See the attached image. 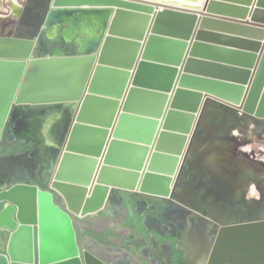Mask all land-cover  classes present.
<instances>
[{
	"label": "water",
	"instance_id": "obj_1",
	"mask_svg": "<svg viewBox=\"0 0 264 264\" xmlns=\"http://www.w3.org/2000/svg\"><path fill=\"white\" fill-rule=\"evenodd\" d=\"M19 1L31 21L28 3L33 0ZM41 1L45 0H35L38 11L31 24L17 19L18 34L11 38L8 27L10 30L4 32L6 43L20 37L24 30L38 44L46 30L42 24H35L40 11L89 7L104 9L108 14L97 45L82 53L54 54L53 48L37 55L35 44L21 58L0 56V65L13 69L0 67V146L15 107H64L70 112L62 140L57 141L59 150L53 156L52 169L46 179L42 178L44 182L37 176L39 182L35 184L10 179L0 186V264L142 262L147 252L145 238L139 243L134 241L129 247L132 255L124 259L119 253L100 255L89 245H80L75 220L113 216L125 205L132 214L146 208L169 213L172 204L177 203L174 199L187 200L186 195L181 196V176L192 162L190 157L209 105L217 113L219 107H224L243 116L264 119V44H253L254 48L249 49L245 43L225 40L231 47L251 52L259 49V58L252 57V72V65H238L231 58L248 54L232 50L227 59L234 63L226 61L227 66L198 60L200 45L194 46L193 41L201 28L214 23L204 20L207 18L264 26L213 15L208 11L211 0H205L200 9L169 6L159 0H47L50 7L40 6ZM183 1L200 4L196 0ZM217 24L212 27L219 32ZM30 25L37 34L23 29ZM191 52L198 57L189 60ZM54 72L63 75L60 84L51 83ZM208 78L244 85L251 79L253 82L241 93ZM27 84L31 90L24 92ZM28 91L32 94L26 95ZM204 92L226 95L225 100L243 108L216 105L206 96L195 122L194 113ZM231 94L236 96L231 98ZM151 170L159 175H148ZM155 181L161 182L163 196L144 191L146 184L153 188ZM184 204L189 206L190 202ZM192 217L196 223L202 220L197 212ZM207 221L208 225L203 224L200 230L202 235L198 233L191 240L195 264H264V216L226 224ZM155 241L152 237L148 246L156 248ZM113 246L118 249L115 242Z\"/></svg>",
	"mask_w": 264,
	"mask_h": 264
},
{
	"label": "rangeland",
	"instance_id": "obj_2",
	"mask_svg": "<svg viewBox=\"0 0 264 264\" xmlns=\"http://www.w3.org/2000/svg\"><path fill=\"white\" fill-rule=\"evenodd\" d=\"M196 1L200 3L199 6L202 7V4L205 0ZM28 5L31 8L30 13H28V18L33 21L35 20V12L38 11V8L35 7V0H33L31 3H28ZM40 6H44L42 1L40 2ZM2 7L5 10H9L10 4L4 0ZM208 11L213 15L225 16L226 18L232 20H242L252 23L255 22V24L264 26V0H211ZM3 15L5 16V19L0 23V35H4V32H6L8 27H10L12 32H10L9 37H14V35L18 34L17 28L20 24V21L11 16L10 13H4ZM244 16L245 19L243 18ZM216 18L205 19L206 21L212 20L214 23L207 24L204 26V28H201L202 34L200 36V47L197 48L200 59H197L202 60V62H212L213 64H216L215 62H219L218 64H223L222 66H227V62L232 63L233 61L239 63L238 65H253L250 63L255 61V58L253 59L252 57L257 56L255 50L252 55L250 54L251 51L247 49H241L240 46L231 47L229 46L230 43L228 42L221 41L226 45L218 44L217 34L219 33L218 39L221 38L220 40L235 41L241 44L245 43L249 46V49H252L254 48L253 44H264V28L258 29V31L263 33H256L257 31L255 26L244 25L241 23L225 21ZM216 24L217 27L222 28V30L219 32L217 29L212 27H216ZM23 29L37 34V30L32 28V25ZM209 31L210 34H207ZM222 35H225L226 38H224ZM42 38L43 36L41 35L38 41V48L35 51L37 55H41L43 51L42 45H44V47H48L46 44L48 41H44L43 43ZM1 45L2 46L0 47L5 48L9 47L10 45L12 46V43H2ZM66 46V48L69 50L74 49L72 44ZM218 46H221V48ZM231 50L243 53L245 55L248 54V56H231L233 61L229 60L227 58H230V55L227 53L232 52ZM211 51H216L218 54H220L221 57L217 56V58L219 57L218 59L222 61L216 60L217 58H207V53ZM257 52H259V49H257ZM28 53H25L24 55ZM253 71L254 68L252 72ZM208 80L214 82H224L220 81L219 79L208 78ZM252 82L253 79H251L250 84L247 85L230 82L224 83L227 84L228 88H235V90H239L242 93V90L250 88ZM218 92L219 91H216V93ZM214 94V92L208 93L203 99L205 100L206 96H208L207 99L212 100L211 102L216 105H226L231 108H235L236 110H242V105L236 104L231 100H225L226 95H222L221 97V95L219 96ZM235 96L236 95L231 94V98H234ZM202 106H200L198 109L196 119L202 110ZM52 111L53 109H48L45 111V113H50ZM254 113L255 112H253V114ZM208 119H211L213 124L208 126L204 132L200 130V132H202L198 134L194 151L196 153V157L200 156L202 153L205 155L209 153L207 151H210V155L207 158L211 157L215 158V160L213 163L209 164V171L206 173H203L201 168H193V165L196 164L195 161L197 160L193 161V163L190 162L187 164L181 176L180 186L182 187V195H180H186L188 192L186 186L190 184V181L194 180L196 183L194 187L197 191L202 190L208 192L209 194L207 195L208 197L212 198L214 201L213 203L217 205L222 203L224 205V209L227 212V223L239 222L243 221L244 219H253L255 217H251V211H254V208L256 209L257 207L260 208L259 206H263L264 208V119L243 116L239 112H234L224 107H219L217 113V109H213L210 105L206 111L204 120ZM56 121H59V118H56ZM12 129L13 123L10 122L6 127L3 140L6 142V144L9 141H14L16 138L13 135ZM193 130L189 135L190 138ZM204 155L202 157L200 156L199 160L204 158ZM3 160L0 159V173L9 174V171L11 172L14 168H18L22 174V178L25 174H31L33 173V170H37V164L33 156L28 158L26 162L17 157ZM204 160H206V158L202 159L201 163L198 162V165L205 164ZM213 173H215L218 178H213ZM16 178L19 179L20 177ZM180 195H177L176 197L179 198ZM174 200L177 202L175 204L180 205L182 203L181 205L185 206L183 201L180 202L176 199ZM235 207L238 208V210L235 212L241 214V217H234V210H232V208ZM246 213L248 215H246ZM262 216H264V214ZM217 223L219 222L217 221Z\"/></svg>",
	"mask_w": 264,
	"mask_h": 264
},
{
	"label": "flooded vegetation",
	"instance_id": "obj_3",
	"mask_svg": "<svg viewBox=\"0 0 264 264\" xmlns=\"http://www.w3.org/2000/svg\"><path fill=\"white\" fill-rule=\"evenodd\" d=\"M24 1V0H23ZM46 1H42V4H46ZM171 1H177V0H171ZM194 1V0H193ZM4 0H0V21L5 19V16L3 15L4 13H10L11 16H13L15 19H23V21L26 24H31L32 22L29 21L25 15L26 13V8L22 5V3L19 0H9L10 3V8L9 10H5L2 5H3ZM188 5H197L195 2H184ZM67 9H56L55 12L52 13H45L43 11H40L37 16V20L35 22L36 25H41L45 26L46 30L42 33L43 36V43L44 41H48L46 43L48 47H43V51L41 55H44L45 53L49 52L51 49L52 52H57L63 53L61 48L64 50H67V48L64 46L66 45H72L73 52H76L78 50L79 45L81 43H86L88 39L96 36L98 37L100 35V27L102 26V20H104L105 16L101 13L103 11L99 10H84V9H78L77 12L74 9H71L70 7H65ZM89 8V7H88ZM75 11V12H74ZM75 13V14H73ZM39 14H41L40 22H39ZM73 14V15H72ZM62 21H59V20ZM205 20V19H204ZM56 23L53 24L52 29L50 27H46L49 23ZM262 26V25H261ZM256 27V26H255ZM262 29V27H256V33H263L258 31V29ZM9 29V28H8ZM10 30V29H9ZM206 32V31H204ZM198 34H202L201 29L198 31ZM197 37L194 42V46L200 44V38ZM46 37V38H45ZM195 35L193 36V38ZM7 37L2 36L0 37V46H2V43H6ZM20 40V42H18ZM22 41V42H21ZM28 45H26V42ZM12 43V46L10 45L9 47H5L2 49L0 52V56H7L8 58H21L24 56L25 53H28L31 48L35 47L36 41L35 38L27 31H24L21 33L20 37L12 39L10 42ZM50 44V46H49ZM192 44V41H191ZM5 45V44H3ZM193 46V47H194ZM38 47V44L36 45ZM191 49V47H190ZM193 51V48H192ZM255 52V51H254ZM251 52V53H254ZM257 54L259 52L256 51ZM198 55L196 52H191L190 54V59L193 60L192 58H197ZM258 58V57H257ZM255 61H253V65L251 66V71L253 70ZM185 75V73H183ZM208 94V92L202 93L201 96L203 98L205 95ZM200 99L199 105L202 106L204 103V99ZM198 106V108H200ZM203 107V106H202ZM64 107L60 108H55L53 109L52 113H45L46 110L42 112V114H39V116L43 117H49L51 114L58 112L60 109H63ZM68 112V111H67ZM70 114V112H68ZM198 111L194 113L195 117L197 116ZM196 119V118H195ZM15 120H11L10 122L13 123V135L14 141H9L7 144L5 141L2 142L0 146V159H8V158H13L17 157L22 159L24 162L28 160L31 156L34 157L36 164H37V170H33V173H27L25 174L22 178V174L20 170L13 169L11 172L9 171V174L6 173H0V181L4 180L6 183L12 179V180H17L20 177L19 180H26L31 184H35L39 182L37 180V176H39L42 164L41 161L37 157V150L39 149L41 145V141L45 140L47 142H50L51 144L54 145V147H50L51 149H54L56 152L59 150L58 146L59 143L57 141H61L58 138H62L64 135L63 129L61 128H52L48 132V136L46 135V132L39 131V134L31 135L30 138L24 139L20 136L17 135L15 132ZM219 123V122H218ZM213 124L211 119L208 120H203V125L201 130L204 132L208 126ZM194 126V125H193ZM194 128V127H193ZM191 129V131L193 130ZM61 129V130H60ZM57 131V139L54 138L53 132ZM190 131V133H191ZM201 131V132H202ZM45 135H42L40 133H43ZM200 132V133H201ZM190 133L188 134L189 138L184 146V149L181 151L182 155L180 160H182V156L184 155L186 148L190 142ZM169 139V138H168ZM31 140L29 143L26 144L27 141ZM199 145V141H198ZM177 146V145H176ZM19 147V148H18ZM25 147V148H23ZM18 148V149H17ZM208 152V151H207ZM204 153H202L200 156L202 157ZM210 154L207 153L204 155V160L205 164H200L198 165V162H202L201 158L199 160V157H196L195 151L192 153L190 159L193 163V161L196 162V164L193 165V168H201L203 173H206L209 171V164L213 163L215 158H207ZM54 160V159H53ZM4 161V160H3ZM180 165V164H179ZM179 167V166H178ZM177 167V169H178ZM30 172V171H29ZM48 172L45 173L42 176L44 179L48 177ZM151 174H157L159 173H154L151 171H148V175ZM176 173L172 176V184L173 181L176 179ZM42 179L41 177H39ZM200 178V177H199ZM44 179L42 181L44 182ZM156 183L153 184L152 186L149 187V184L145 185V192L150 193V194H156V195H164L165 191L161 187V182L155 181ZM195 181L192 180L190 181V184L187 187L188 192L186 193L187 200L183 198V202L187 203L188 201L190 202L189 206H183V205H177V204H172V208L169 209V213L165 212H158L156 213L154 209H143L142 211H135L133 214L129 211L128 205H125V207L121 208L119 212H115L113 216H108V215H100L99 217L95 218L93 222H91L84 231L87 234L93 233L94 238L89 237L92 242L89 244V247L92 251H95L96 253L100 254L104 253H119L122 258L128 257V255H132L133 252L129 250V247H127L128 241H122L118 243V237L119 233L118 232H126V235L131 237V241H138L141 238L146 239V257L144 260L141 261H133L134 264H195L194 263V255H193V248H192V239L194 240L196 235L198 233L202 235L200 230H202V225H208V219H211L213 221H218V224H226L227 223V212L224 209V205L222 203L220 204H214L211 202V197H204V196H198L196 195L197 190L195 189ZM3 185V182H2ZM162 189V191L160 190ZM167 197V196H166ZM185 197V195H184ZM143 207V205H140ZM260 208H254V211H251L252 216L251 217H256L257 215L262 216L264 214V208L263 206H259ZM2 209V208H1ZM138 214V217L135 216V213ZM193 212H197L199 216L202 217V220L197 222L198 224H201V226H197V223L193 219L192 215ZM234 217H241L238 212H233ZM159 214V215H158ZM205 215V216H203ZM244 215V214H242ZM246 215H248L246 213ZM130 217V218H129ZM232 221V220H231ZM230 221V222H231ZM190 223V224H189ZM201 227V228H200ZM118 235V236H115ZM155 238L158 242L160 240H163V243L167 245V248L165 247L164 250H161V252L157 249V244L160 245L157 241H155L156 248H150L148 245V241L151 238ZM116 240V241H114ZM199 241H201V244L204 243V237H200ZM80 245H82L81 238L79 239ZM112 242V243H111ZM114 242L118 246V249H114ZM126 246V247H125ZM161 246V245H160ZM128 248V249H127Z\"/></svg>",
	"mask_w": 264,
	"mask_h": 264
},
{
	"label": "bare ground",
	"instance_id": "obj_4",
	"mask_svg": "<svg viewBox=\"0 0 264 264\" xmlns=\"http://www.w3.org/2000/svg\"><path fill=\"white\" fill-rule=\"evenodd\" d=\"M159 1L164 2V3L168 4L169 6H179V7H183V8H189V9H197V8L200 9V8H202L199 5H198V7H197V5H188V4L184 3L185 1H183V0H177V1L159 0ZM47 4H48V1H46L45 6H49V7L51 6V4L50 5L49 4L47 5ZM57 8L59 10L60 9H67L65 7H60V8L57 7ZM71 9H74V8H71ZM82 9H84V10L95 9V10L103 11V13H101V14H103L105 16V18H104V20H102V26L99 29L100 34H101V31L104 28V23L107 19L108 12L105 11L104 9H100V8L83 7ZM74 10L77 12L78 9H74ZM73 14H75V13H73ZM40 18H41V14H39V22H40ZM59 21H62V20L60 19ZM53 24H56V23H53V22L49 23L48 25H46V27H50V29H52ZM100 37H101L100 35L98 37L94 36V37L88 39L86 43H84V44L81 43L82 46L79 45L78 50L76 52L82 53L83 51H87L90 48H94L95 45H97ZM18 42H20V40ZM25 43H26V45H28L27 41ZM2 49H3V47H0V52L2 51ZM53 53L57 54V52H54V51H53ZM59 54H63V53H59ZM0 67L8 68L7 71L13 70V69H11V66L0 65ZM60 74H61V72L52 73V76H50L51 83L60 84L61 83L60 77L63 76ZM13 76H15V75H13ZM0 82L2 83L3 81L0 79ZM30 86L31 85L27 84L26 88L24 89V92L27 89L31 90ZM30 94H32V91L26 92V95H30ZM0 96H1V93H0ZM25 96H23V97H25ZM57 108H60V107H57ZM44 110H46L45 107H38V109L29 108L26 106L15 107L14 110L11 111L12 115L10 117V121L15 120L14 121L15 122V132L17 133V135L24 138V139H28L31 137V135L36 136L35 134H37V133L39 134V131H42V130L44 132H46V135L44 134V132L40 133V134L48 136V132L52 128L65 129V127H66L65 122L69 116L66 108L60 109L58 112L51 114V116H49V117L39 116V114H42V112ZM56 118H59V121H56ZM63 134H64V132H63ZM58 139L61 140V138H58ZM50 147H54V145L51 144L50 142L42 140L41 145H40L39 149L37 150V154H38L37 157L41 161V164H42V168H41V171L39 174V177H41V178L43 175H44V177H46L45 173H47V171H50L52 169V165L54 163L53 156H54V154H56V151L54 149H51ZM4 180H2L3 185L6 183ZM2 182L0 181V186H2ZM157 249L161 252L162 246L157 244Z\"/></svg>",
	"mask_w": 264,
	"mask_h": 264
},
{
	"label": "crops",
	"instance_id": "obj_5",
	"mask_svg": "<svg viewBox=\"0 0 264 264\" xmlns=\"http://www.w3.org/2000/svg\"><path fill=\"white\" fill-rule=\"evenodd\" d=\"M244 19H245V16L243 17ZM255 23V22H254ZM220 30H222V28H220ZM207 34H210V31L207 33ZM215 34H216V32H215ZM218 36H219V33L217 34V41H218V44H224V43H222L223 41L224 42H227V41H225V40H220V39H218ZM220 36H221V34H220ZM224 38H226L225 37V35H222ZM222 41V42H221ZM224 45H226V44H224ZM230 45V44H229ZM237 46V45H236ZM218 47H220L221 48V46H218ZM223 48V47H222ZM208 54V56H207V58L209 57V58H217V56H219V57H221L220 56V54H218L216 51L215 52H208L207 53ZM218 57V58H219ZM217 60V59H216ZM52 113V112H51ZM57 131H54L53 132V134H54V138L55 139H57V133H56ZM31 140H29V141H27L26 142V144L27 143H29ZM209 153H210V151H208ZM211 164V163H210ZM211 177V176H210ZM212 177L213 178H218V176L217 175H215V173H213L212 174ZM203 179H204V177H203ZM207 194H209L208 192H206V191H202V190H198L197 192H196V195H198V196H206V197H208V195ZM211 202H214L213 200H212V198H211V200H210ZM219 202H222V201H219ZM215 204V203H214ZM232 210H234V211H237L238 210V208H232ZM135 214V216L136 217H138V214H136V212L134 213ZM130 218V217H129ZM95 220V218H87V219H84V220H81V227H80V233H79V235H81V242H82V245L84 246H87V245H89V244H91V240L90 239H88V235L85 233V229L86 228H88V226H89V224L91 223V222H93ZM119 233V237H118V243H120V242H122V241H128V243H127V247H132V245H133V241H131V239H132V236L131 237H129V236H127L126 235V232H118ZM161 246H162V250H164L165 249V247L167 248V245L166 244H164L163 243V240H160L159 242H158Z\"/></svg>",
	"mask_w": 264,
	"mask_h": 264
},
{
	"label": "trees",
	"instance_id": "obj_6",
	"mask_svg": "<svg viewBox=\"0 0 264 264\" xmlns=\"http://www.w3.org/2000/svg\"><path fill=\"white\" fill-rule=\"evenodd\" d=\"M64 46L65 47H67L66 46V44H64ZM62 50V52H64V53H67V54H71V53H73V49H67V50H64V49H61ZM250 54H252L253 55V53H250ZM256 55V54H255ZM257 56H259V54H257ZM19 148V147H18ZM17 148V149H18ZM23 148H25V147H23ZM56 202L59 204L60 203V201L58 200V199H56ZM1 208H2V205L0 204V210H1ZM80 227H81V221L80 220H75V228H76V231H77V235H78V241H79V239L81 238V235H79V233H80ZM87 235L89 236V237H95L94 236V234L93 233H87ZM115 236H118V235H116L115 234ZM114 241H116V240H114ZM112 243V242H111Z\"/></svg>",
	"mask_w": 264,
	"mask_h": 264
}]
</instances>
